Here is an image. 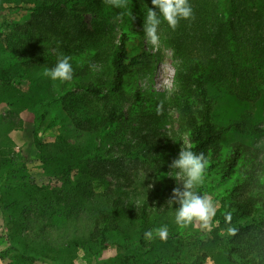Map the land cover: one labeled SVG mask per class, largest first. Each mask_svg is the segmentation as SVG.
<instances>
[{"label":"trees","instance_id":"1","mask_svg":"<svg viewBox=\"0 0 264 264\" xmlns=\"http://www.w3.org/2000/svg\"><path fill=\"white\" fill-rule=\"evenodd\" d=\"M34 2L27 22L1 25L7 30L2 52L11 62L0 69V82L8 89L29 82L41 87L33 72L70 57L72 79L55 81L60 113L49 118L44 134L64 142L54 132L67 122L80 141L49 155L35 138L36 157L46 162L48 173L57 166L53 185L33 184L17 155L0 156V214L10 227L9 251L17 253L18 264L53 262L73 249L100 260L122 234L113 264L152 260L159 241H146L143 233L167 224L178 206L167 202L181 185L167 175H173L169 165L184 147V137V148L207 159L197 191L213 195L220 211L208 238L189 250L193 254L177 243L152 264H205L211 254L222 256L225 264H264L263 151L226 142L229 133L264 139V124L247 112L220 125L212 93L224 91L244 103L262 101L264 109V0H189L190 19L179 20L175 30L166 22L158 27V36L173 51L180 85L173 97L178 129L170 132L164 130L168 117L160 100L137 84L155 57L143 35L144 14L154 8L151 0H126L123 8L107 0ZM112 18L120 21L115 34L109 30ZM49 114L40 112L36 129ZM138 186L144 198L132 208L126 192ZM169 233L172 239L174 230Z\"/></svg>","mask_w":264,"mask_h":264},{"label":"rangeland","instance_id":"2","mask_svg":"<svg viewBox=\"0 0 264 264\" xmlns=\"http://www.w3.org/2000/svg\"><path fill=\"white\" fill-rule=\"evenodd\" d=\"M36 5L34 0H0V69H3L11 62L8 57H4L3 37L2 33L7 30L1 29L3 23L8 26L23 24L30 18L31 9ZM91 16H87V21L90 23ZM109 30L113 34L119 32L120 21L116 18L109 19ZM159 37V36H158ZM144 43L147 50L155 55L149 63L148 71L143 72L137 79V84L143 90L147 91L153 98L160 100L164 107V113L168 117V124H166L167 131H175L178 129L176 121L178 118L177 108L174 106V94L179 88L177 79V71L175 68L174 54L171 48L167 47L162 39L159 37L156 46L151 45L144 38ZM44 72V71H43ZM42 71L33 72L36 81L41 83V87H35L32 82L25 84L22 88H6L0 82V156L17 155L19 159H24L23 163L32 183L37 186H47L49 184H57L55 181L56 164L49 167L46 162L36 157L37 149L33 142L36 138L38 142H43L48 152L46 154L54 155L64 146H75L80 141L77 134L72 130L67 122L56 130L54 133L58 136H63L65 141L57 140L53 136L44 134V128L49 118L56 112L60 113L57 104L54 102L53 92L55 90V81L43 75ZM218 99V107L216 110V120L220 125L227 126L231 122L241 118L247 112H251L257 122L264 124V109L262 101L256 103L240 102L227 95L224 91H213ZM50 111L47 116V121L43 127L36 129V121L42 110ZM39 112V113H38ZM38 113V114H37ZM243 142L248 145L255 146L263 151L262 162L264 164V139L262 138H247L238 135L237 133H229L226 136V142L231 144L233 142ZM87 142V140L85 141ZM184 147L188 146L187 139H183ZM99 189V188H98ZM100 190V189H99ZM144 198V193L141 186H138L131 191L126 192L125 200L132 208H136L140 201ZM213 202L215 208V215L209 220L207 226L202 225L196 221L186 227H179L173 222L174 212L169 217V221L165 224L169 229L174 230L171 234L172 239H167L170 242L168 248H165L163 242L159 239V243L154 247L155 251L152 255V260L145 261L144 264H152L153 261L161 259L167 255L168 249L175 248L176 244H181L186 251L193 254L194 251H189L194 247L196 241H203L208 238V228L213 224L217 214L220 211L219 201L213 195L209 197ZM2 218L0 214V219ZM157 228V227H156ZM10 227L0 220V264H18V255L13 251H9V231ZM124 235H117L114 237L115 244L111 249L107 250L97 260L92 254L85 252L83 249L79 250H65L61 256H57V260L45 261L36 260L34 264H113L114 258L120 257L119 245L123 242ZM164 242V243H165ZM166 259V258H162ZM119 260V259H117ZM145 260V258H144ZM115 262V264H117ZM133 264H135L132 261ZM205 264H225L223 257L218 255H210L205 261Z\"/></svg>","mask_w":264,"mask_h":264},{"label":"clouds","instance_id":"3","mask_svg":"<svg viewBox=\"0 0 264 264\" xmlns=\"http://www.w3.org/2000/svg\"><path fill=\"white\" fill-rule=\"evenodd\" d=\"M109 4L117 8H123L126 0H107ZM154 8L147 7L143 19L144 38L153 46L158 44V27L162 22L175 30L179 20L190 19L193 11L189 0H151ZM73 68L70 57L62 56L56 64L45 69L43 75L52 81H68L72 79ZM207 159L204 154L195 153L184 148L182 145L178 156L169 165L170 171L174 170L173 177L181 187L173 188L172 195L168 200L169 205H178L174 209L173 222L179 227H186L193 222H200L207 226L209 220L215 215L213 202L204 195L198 193L197 189L203 184ZM169 171V172H170ZM168 172V173H169ZM231 216L226 215L225 221H230ZM228 232L233 234L234 228ZM168 228L166 225L147 230L143 233L146 241L159 239L166 240Z\"/></svg>","mask_w":264,"mask_h":264},{"label":"crops","instance_id":"4","mask_svg":"<svg viewBox=\"0 0 264 264\" xmlns=\"http://www.w3.org/2000/svg\"><path fill=\"white\" fill-rule=\"evenodd\" d=\"M0 220L2 221V218Z\"/></svg>","mask_w":264,"mask_h":264}]
</instances>
